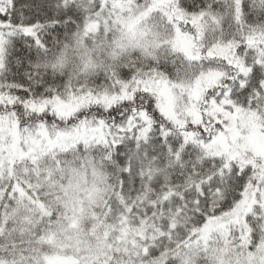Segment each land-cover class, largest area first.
I'll return each mask as SVG.
<instances>
[{
	"label": "snow or ice",
	"instance_id": "obj_1",
	"mask_svg": "<svg viewBox=\"0 0 264 264\" xmlns=\"http://www.w3.org/2000/svg\"><path fill=\"white\" fill-rule=\"evenodd\" d=\"M0 264H264V0H0Z\"/></svg>",
	"mask_w": 264,
	"mask_h": 264
}]
</instances>
